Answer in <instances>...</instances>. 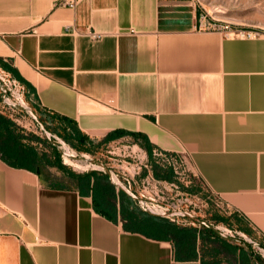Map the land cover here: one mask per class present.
Instances as JSON below:
<instances>
[{"label":"crops","instance_id":"0c3cea01","mask_svg":"<svg viewBox=\"0 0 264 264\" xmlns=\"http://www.w3.org/2000/svg\"><path fill=\"white\" fill-rule=\"evenodd\" d=\"M180 6L0 0V68L44 129L75 147L135 137L148 151L187 152L228 205L223 224L243 237L147 212L106 173L68 169L54 141L31 132V168L0 153V264H263L264 36L204 29Z\"/></svg>","mask_w":264,"mask_h":264},{"label":"rangeland","instance_id":"374dc122","mask_svg":"<svg viewBox=\"0 0 264 264\" xmlns=\"http://www.w3.org/2000/svg\"><path fill=\"white\" fill-rule=\"evenodd\" d=\"M167 1L176 2L184 10L195 12L199 19L198 25L204 29L222 33L223 27L228 25L232 32L228 37L264 36V0ZM222 35L224 34L222 33ZM10 77L15 79L11 74ZM15 80L17 87L9 88L10 86L3 83L0 85V110L13 114V117L20 123L18 126H26L30 133H34L37 137L38 135L42 136L44 139L42 146H46L47 142L53 140L58 147L62 163L68 169L76 172L106 173L108 179L109 176L111 177L114 187L136 195V198L139 199L135 200L138 205H141L140 200H143L148 201L150 205H155L154 210L159 209L157 206H170L169 210L163 214L157 210L150 212L141 206L145 211L157 216L165 217L183 226H192L197 220L209 221L218 226L217 230L224 236L243 237L237 230L223 224L229 210L228 205L224 198L208 189L203 179L193 169L187 152L184 150L167 152L171 153L172 158L179 163L178 167L174 168L172 164L160 165L154 158L153 151L156 148L148 151L135 137H125L112 143H102L93 150L88 145L75 147L71 140L70 143L59 135H51L44 129V122L26 98L24 88L22 90L21 83L17 79ZM18 93H22V104L15 97ZM6 97L8 104L4 99ZM67 148L74 152V155L66 156L64 152ZM88 149L92 152H88ZM158 171L160 174L169 173L170 178L163 177L162 174V176H157L156 172ZM176 211H180L184 216H173ZM254 250L264 264V246L258 249L255 247Z\"/></svg>","mask_w":264,"mask_h":264},{"label":"trees","instance_id":"16d2710c","mask_svg":"<svg viewBox=\"0 0 264 264\" xmlns=\"http://www.w3.org/2000/svg\"><path fill=\"white\" fill-rule=\"evenodd\" d=\"M12 119L0 113V153L10 163L30 167L35 162L37 151L30 143L22 142V138L36 137L32 133L24 135ZM29 142V141H28ZM159 172V171H158ZM157 176L170 178L169 173H158ZM185 239V238H184Z\"/></svg>","mask_w":264,"mask_h":264},{"label":"built area","instance_id":"2783aa9c","mask_svg":"<svg viewBox=\"0 0 264 264\" xmlns=\"http://www.w3.org/2000/svg\"><path fill=\"white\" fill-rule=\"evenodd\" d=\"M72 4H73V1H72ZM221 32L227 37L232 34V32H230V29H229L228 25H225L223 27V30H221ZM88 35H89V37L91 39H94V40H97V39H99L101 37V35L99 33H96L94 31H91ZM15 81H16L15 79H12L10 77V74L8 72H5L3 69L0 68V85H2V83H3L4 85L10 86L9 88H11V86L17 87V84H16ZM20 87L23 90V87L22 86H20ZM21 94L18 93L17 94L18 97L17 96H15V97L22 104L23 100H22ZM4 99L7 100V97L4 98ZM8 103L9 102L7 100V104ZM10 105L15 106L14 104H11V103H10ZM153 152H154V158L157 160V162L160 165L165 166V165L172 164L174 168L178 167L179 163H177L176 159L172 158V155H171L172 152L171 153H167V152L162 151V150H157V148L154 149ZM179 152H181V151H179ZM129 193L132 195V197H134L135 199H138V197L136 198V195L132 194L131 192H129ZM140 202H141L142 207L148 209L150 212H154L155 210H157V209L154 210V207H156V206L155 205H150V203L148 201L140 200ZM157 207L159 208L157 210V212L160 211L161 214L166 213L165 211H168L169 208H170V206H164V205L163 206H157ZM174 215L184 216L182 213H180V211H176V213L174 212L173 216Z\"/></svg>","mask_w":264,"mask_h":264},{"label":"bare ground","instance_id":"6f19581e","mask_svg":"<svg viewBox=\"0 0 264 264\" xmlns=\"http://www.w3.org/2000/svg\"><path fill=\"white\" fill-rule=\"evenodd\" d=\"M64 153L66 154V156H72V155H74V152L70 151L69 148H67V150ZM65 158H68V157H65ZM115 180L116 179L114 178V181Z\"/></svg>","mask_w":264,"mask_h":264},{"label":"water","instance_id":"95a60500","mask_svg":"<svg viewBox=\"0 0 264 264\" xmlns=\"http://www.w3.org/2000/svg\"><path fill=\"white\" fill-rule=\"evenodd\" d=\"M101 165V164H100ZM197 221H199V220H197Z\"/></svg>","mask_w":264,"mask_h":264}]
</instances>
